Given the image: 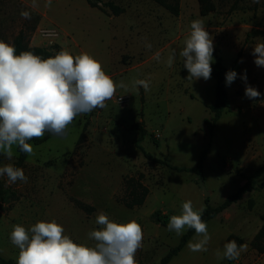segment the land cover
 Segmentation results:
<instances>
[{
    "label": "rangeland",
    "instance_id": "obj_1",
    "mask_svg": "<svg viewBox=\"0 0 264 264\" xmlns=\"http://www.w3.org/2000/svg\"><path fill=\"white\" fill-rule=\"evenodd\" d=\"M110 1L124 7L125 13L107 16L87 0H52L50 8L45 7L46 0H36L35 10L32 0H0V40L13 45L23 31L29 48L86 52L117 84L128 85L127 90L118 87L105 108L78 115L64 136L53 135L40 145L30 142L34 155L21 160L16 146L12 159L0 153V167L12 164L28 177L27 183L14 184L0 177V254L6 259L16 261L18 256L9 238L13 225L29 229L38 221L55 220L76 243L91 246L94 241L88 233L98 228L95 218L104 212L115 222L140 223L143 247L135 254L137 264H158L188 230L179 237L167 230L169 218L181 213L183 202L191 200L194 209L205 208L206 200L219 206L264 164V66H257L253 55L254 46L264 42V0H213L216 11L207 16H201L198 0H180L179 16L150 0ZM22 10L31 13L30 20L21 17ZM195 19L203 20L212 37L211 67L221 59L230 68L237 60L233 69L237 77L226 84L231 109L216 125L203 177L178 173L146 158L135 144L139 133L134 129L143 122L147 131L143 149L174 167L194 168L207 147L204 120L211 116L208 107L215 101L216 81L187 80L189 73L178 55ZM46 29L59 37L46 36ZM146 43L152 45L150 50ZM172 49L177 56L168 67ZM157 52L159 61L154 58ZM245 73L246 81L241 78ZM136 79L149 80L150 90L133 87ZM246 86L258 90L260 97H246ZM140 175L149 195L143 206L129 209L123 202L125 182ZM76 201L94 210L84 212ZM156 211L165 223L153 219ZM262 215L264 175L255 191L207 223L208 250L192 252L186 247L175 264H264V254L251 246ZM230 235L243 239L247 250L236 260L219 259L217 251L223 252Z\"/></svg>",
    "mask_w": 264,
    "mask_h": 264
},
{
    "label": "clouds",
    "instance_id": "obj_2",
    "mask_svg": "<svg viewBox=\"0 0 264 264\" xmlns=\"http://www.w3.org/2000/svg\"><path fill=\"white\" fill-rule=\"evenodd\" d=\"M51 5L52 0H46L45 7ZM30 7L35 10L39 5L32 0ZM20 15L31 19L29 11L22 10ZM190 29L178 55L189 73L187 80L203 78L207 81L212 73V37L202 19L191 21ZM145 47L150 50L152 45L146 43ZM253 55L254 63L264 66V42L254 46ZM176 56V49H172L166 60L168 67L173 65ZM154 58L159 61L160 53ZM236 77L237 73L229 70L226 84L230 85ZM241 78L246 81V73ZM137 86L147 92L150 81L136 79L133 87ZM118 87L127 90L128 85L123 81L117 84L101 62L86 52L73 55L65 49L42 58L32 51L16 54L14 45L0 40V153L12 159L16 146L21 152L34 155L29 141L43 138L46 132L64 136L78 115L105 108L106 101L114 96ZM245 95L255 99L261 93L246 86ZM3 176L7 177L8 184L28 181L24 170L12 164L0 167V177ZM204 210L203 206L194 209L191 200L185 201L181 213L172 215L167 224V230L178 237L186 229L194 230L199 239L194 237L188 242L187 247L192 252L208 250L211 236L207 223L202 220ZM95 223L98 228L88 233V238L94 241L91 246L74 242L55 220L38 221L29 229L13 225L9 238L19 250L16 264H137L135 254L143 247L140 223L135 219L115 222L104 212L96 216ZM246 250V245L231 240L223 245L222 253L217 251V257L236 260Z\"/></svg>",
    "mask_w": 264,
    "mask_h": 264
},
{
    "label": "trees",
    "instance_id": "obj_3",
    "mask_svg": "<svg viewBox=\"0 0 264 264\" xmlns=\"http://www.w3.org/2000/svg\"><path fill=\"white\" fill-rule=\"evenodd\" d=\"M160 7L167 10L174 16L180 15V0H150ZM200 6V14L201 16H207L216 11V6L213 0H198ZM88 5L91 8L97 9L104 13L107 16H121L125 13V8L116 4L110 0H87ZM257 33V32H256ZM13 45L16 48V54H19L21 51H32L34 54L41 56L42 58H48L54 56L56 53L52 51H48L44 48H29L26 44V35L23 31H21L14 39ZM235 60L232 63L230 68H227L221 59L217 61V63L212 67L211 77L215 79V101L208 107L211 116L204 120V125L208 131V144L207 147L201 152L198 162L194 168H180L174 167L166 161L160 160L158 158H154L152 155L147 153L141 143L147 137V131L144 128L143 122H139L135 124L134 129H136L139 133V136L135 140L136 146L142 151L143 155L149 160H153L156 163H160L168 167L169 169L182 173H195L196 175L203 177L204 174V165L205 161L208 157L210 149L213 143L214 130L218 121L222 118L224 114L229 113L231 109V102L229 100L228 91L226 88V73L229 70H233L236 66ZM87 125V124H86ZM86 126L83 129L82 134L79 137L78 144L85 137ZM53 135L51 133H45L44 137L41 139H33L32 142L34 145H40L44 142L51 139ZM20 159L24 160L26 157V153H23L19 150ZM264 175V164L254 173L252 174L234 194L225 199V201L216 207H212L209 205V201L206 200V207L204 208V212L202 214V220L206 223L210 222L214 218H216L219 214L228 210L233 204L238 203L242 200L243 196L247 193H251L257 189V181ZM143 175H140L138 178H129L125 182V193L126 196L123 200L124 205L129 209H134L136 207H141L144 205L148 195L149 189L142 183ZM77 206L83 210L84 212H92L94 210L93 207H90L82 202L76 201ZM153 219L158 223H165L163 221V217L161 216L160 211H156L153 214ZM262 225L254 238L251 241V246L254 250H256L259 254H264V215L261 216ZM194 230L188 229L187 232L180 238L177 246L172 248L161 260L158 264H169L174 257H176L187 245V243L195 236ZM72 239V238H71ZM74 241V239H72ZM235 240L238 245L244 244L243 239L236 235H230L228 237V241ZM75 242V241H74ZM0 264H16L15 260L6 259L0 254Z\"/></svg>",
    "mask_w": 264,
    "mask_h": 264
},
{
    "label": "built area",
    "instance_id": "obj_4",
    "mask_svg": "<svg viewBox=\"0 0 264 264\" xmlns=\"http://www.w3.org/2000/svg\"><path fill=\"white\" fill-rule=\"evenodd\" d=\"M43 33H46V36H50L53 39H57L59 37V33L54 31V30H47L46 29V30L43 31ZM119 101L124 103V105L126 103V102H124L123 98H119Z\"/></svg>",
    "mask_w": 264,
    "mask_h": 264
},
{
    "label": "water",
    "instance_id": "obj_5",
    "mask_svg": "<svg viewBox=\"0 0 264 264\" xmlns=\"http://www.w3.org/2000/svg\"><path fill=\"white\" fill-rule=\"evenodd\" d=\"M199 186L201 187V189L203 190L204 192V196H208L209 195V192L206 190L205 186H204V183H203V180H200L199 182Z\"/></svg>",
    "mask_w": 264,
    "mask_h": 264
},
{
    "label": "crops",
    "instance_id": "obj_6",
    "mask_svg": "<svg viewBox=\"0 0 264 264\" xmlns=\"http://www.w3.org/2000/svg\"><path fill=\"white\" fill-rule=\"evenodd\" d=\"M255 235H256V234H255ZM255 235H254V236H255ZM254 236H253V238H254ZM191 240H192V239H191ZM187 244H188V243H187ZM186 247H187V245L184 247V249H185ZM184 249H183V250H184ZM183 250H182V251H183ZM182 251H181V252H182ZM181 252H180V253H181ZM178 255H179V254H178ZM178 255H177L176 257H174V258L172 259V261H171L169 264H175V260H176V258L178 257Z\"/></svg>",
    "mask_w": 264,
    "mask_h": 264
}]
</instances>
